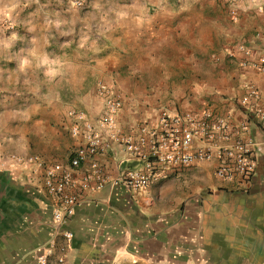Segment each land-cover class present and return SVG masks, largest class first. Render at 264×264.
Masks as SVG:
<instances>
[{
  "label": "crops",
  "instance_id": "obj_1",
  "mask_svg": "<svg viewBox=\"0 0 264 264\" xmlns=\"http://www.w3.org/2000/svg\"><path fill=\"white\" fill-rule=\"evenodd\" d=\"M85 1L86 8L68 0H0V264H38V256L61 240L44 167L68 168L84 144L70 132L68 110L97 115V82L122 97L125 72L148 76L159 50L187 49L197 64L195 32L207 33L213 11L207 0ZM217 1L230 11L227 0ZM263 5L242 0L238 18L220 30L219 58L207 82L192 87L207 92V108L194 103L176 110L207 109L230 127L229 143H252V178L223 181L207 162L163 170L140 191L110 183L95 190L94 181L81 182L91 161L112 177L142 162L119 145L84 157L72 169L78 185L68 191L77 202L64 224L73 232L72 264H264V128L239 104L250 85L257 96L249 104L264 107V69L252 66L264 51ZM239 44L252 54L239 51ZM175 70L181 78L182 69ZM157 113L137 115L124 99L118 122L125 133L137 134ZM11 155H36L44 167L19 165ZM48 264H56L55 255Z\"/></svg>",
  "mask_w": 264,
  "mask_h": 264
},
{
  "label": "built area",
  "instance_id": "obj_2",
  "mask_svg": "<svg viewBox=\"0 0 264 264\" xmlns=\"http://www.w3.org/2000/svg\"><path fill=\"white\" fill-rule=\"evenodd\" d=\"M71 4L86 8L85 0H68ZM233 20L238 17V4L242 0H227ZM264 12V5L259 7ZM237 49L245 55L252 51L239 44ZM252 66L264 69V51ZM102 100L99 113L89 115L80 109H69L67 114L72 119L70 132L81 135L84 144L77 149L70 160L68 168L59 163L45 166L36 155H11L13 162L23 165L44 167V187L46 193L54 198L57 205L53 209V219L62 226L58 242H53L37 258L38 264H48L49 258L55 255L56 264H72L67 256L73 232L65 228L74 213L77 196L68 190L78 185L72 169L79 166L84 157H93L102 151H112L116 146L126 153L128 158L142 162L140 168L121 170L112 177L104 173L96 161H91L90 171L82 178V185L94 181L91 189H101L105 184L123 186L131 191H140L157 180L163 170L175 166H192L207 162L215 163V175L223 181H231L239 176L249 181L256 170V160L252 153V143L236 139L229 143L232 136L230 127L222 120L213 119L207 109L200 113L190 111H172L161 108L152 126L142 125L137 134L125 133L118 122V113L122 107V97L112 86L103 81L96 85ZM247 96L239 104L264 128V107L249 104V98L257 96V90L247 85Z\"/></svg>",
  "mask_w": 264,
  "mask_h": 264
},
{
  "label": "rangeland",
  "instance_id": "obj_3",
  "mask_svg": "<svg viewBox=\"0 0 264 264\" xmlns=\"http://www.w3.org/2000/svg\"><path fill=\"white\" fill-rule=\"evenodd\" d=\"M209 4L213 10L207 13L210 29L205 34L195 32L199 37L193 54L194 59H199L197 64L191 63L192 54L187 56V49L178 51L168 48L159 50L155 64L152 65V72H149L148 76L139 71L125 72L121 81L125 86L122 100L125 99L133 113L153 114L162 107L176 111L194 103L199 109L207 108V92L202 93V89L196 92L192 87H197L199 80L207 82V72L213 69L212 63H216L215 59L219 58L217 37L223 26L228 27V22L232 19L226 2L221 4L217 0H207V5ZM178 68L182 69L181 78L174 76V71Z\"/></svg>",
  "mask_w": 264,
  "mask_h": 264
}]
</instances>
